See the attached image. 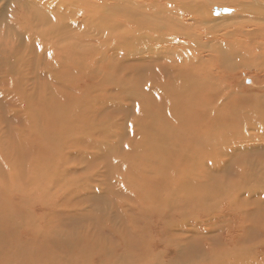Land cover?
I'll list each match as a JSON object with an SVG mask.
<instances>
[{"label":"bare ground","instance_id":"1","mask_svg":"<svg viewBox=\"0 0 264 264\" xmlns=\"http://www.w3.org/2000/svg\"><path fill=\"white\" fill-rule=\"evenodd\" d=\"M96 2L0 0V29L5 28L19 43L14 45L7 40L2 48L6 55L0 52V76L4 72L8 77L12 75L15 78L7 80L5 76L0 79V88L3 87L0 99H7L8 102L9 89L14 88L23 104L19 106L25 107H21V111L35 107L34 115L41 118L39 122L26 121V127L21 128L15 118L17 126L10 129L7 127L5 130L12 132L9 139L0 130V138L7 140L4 146H0V242L10 244L8 252L0 253V264H74L75 259H62L57 252L51 255L50 248L44 252V247H50L54 243L48 234L52 224L48 222L47 216H54L56 213L79 215L78 212L67 210L64 202L53 200L50 194L55 191L52 187L54 184L65 180L64 175L68 170L63 169L66 162L64 155L52 161L48 152L52 148L59 149L56 146L58 144L64 146L69 134L76 130L83 134V131H87L91 136L95 131L101 132L104 138L108 137L116 122L105 118L110 121L111 127L108 128L104 118L97 115L96 118H99L89 126V120L95 117L91 118L92 114L88 113V109L95 107L94 114L105 112L107 105L119 106L116 104L122 101V96L127 102L129 100L134 114L130 116H134V119L128 127H132V132L129 131L131 136L126 138V145L124 142L122 144L125 146H113L116 153L120 154L115 157L117 161L113 159L118 163L116 165L113 162L114 167L124 171L125 175L117 177L110 190L113 189L115 195L128 199L127 203L121 200L118 206L124 224L129 221L140 228L138 233H134L133 228L128 226L131 223L123 225L124 232L129 228L132 230L131 236L135 238L131 242L138 252H135V256L124 255L125 264L145 262L149 253L153 258L148 264H158L159 259H163L165 255L167 261L164 262L171 264L168 249H173L175 257L172 264H176L175 258L183 257L186 251H192L189 248L195 239L196 249L200 247L206 250L210 245V249L206 250L208 255H221L215 260L216 264H223L228 258L234 260L229 261L230 264L242 262L243 259L244 264H264V221L257 224V220L250 221L243 212L237 214L234 208L244 196H239L237 186L230 187V191L225 181L218 182L213 174L217 167L227 168L229 175L237 174V183H242L251 181L250 172L247 174L245 171L252 167L254 171L259 170V178L255 179L253 174V181L261 182L264 179L262 165L243 155L252 146L250 141L254 134L252 132L250 135L249 131L264 135V105L251 101L259 94L264 98V88H259L256 95H249L250 90L241 83L238 86L230 84L232 78L229 75L257 64L264 66V0ZM223 9L229 10V15L224 16L221 13ZM96 21L101 25L94 32L89 25ZM99 28L104 29V32ZM97 37L102 44L103 40L104 43L107 42L103 49L96 47L98 43H92ZM1 45L0 42V47ZM128 45H131L130 49ZM123 48L129 49L127 59L139 65L131 67L142 68L144 73L136 74V77L132 75L130 89L123 85L127 84L126 77L114 78L117 81L111 84V94L107 92L109 97L102 93L95 96L96 84L94 86L91 81L98 79L97 76L103 78L105 85L107 80H111L104 79L105 76H111L115 70L131 68L128 62L123 63L121 60L116 67L112 66ZM5 65L7 69L3 67ZM149 68L157 76L156 80L144 81L145 74L146 77L152 75ZM41 80L50 84L46 98ZM79 83L83 84L84 90L79 89ZM114 86L116 93H113ZM243 95L245 100H242L245 98ZM247 102L249 108L246 107ZM15 114L13 113L14 117ZM245 117L249 120H243ZM79 122V129L75 128ZM128 125L124 121V131L118 127L119 136L127 134ZM71 140L73 144L78 143L71 136L67 143L69 146ZM7 146L12 148L14 155L18 150L19 156L16 155L13 162L19 166H13V163L8 166L13 156L12 152L6 151ZM235 154H242L243 158L240 156L241 160L233 161L232 156ZM7 155L10 157L7 158ZM77 155L85 156L80 151L70 153L69 156ZM238 160L241 168L244 167L241 169L243 175L240 173V176L232 168L233 162L237 163ZM52 164L59 167L54 172L62 173L58 179L54 174L53 177L50 176ZM224 187L228 191H223ZM88 188L89 182L81 186V193H86L83 196L92 195ZM254 192L256 193L255 189ZM221 197L224 199L220 200ZM259 197L258 195V199ZM238 199L241 200L240 203H237ZM241 206L238 205V208ZM220 208H224V212L230 211V217L224 212L220 213L224 218H229L230 222L241 219L236 228L230 222H227V226L211 220L216 218ZM261 213L260 211V215ZM38 222H41V226ZM14 223L20 225L16 228ZM69 224L72 223L67 225ZM159 225L162 232L153 230ZM207 225L213 229L212 232ZM212 233H215V237L204 244L206 237ZM164 234L167 237L162 238ZM47 239L50 243H45ZM154 239L158 240L157 243L166 244L160 252H154L157 247ZM213 241L218 244L217 247ZM243 248L245 249L241 250ZM81 264L92 263L85 261Z\"/></svg>","mask_w":264,"mask_h":264},{"label":"rangeland","instance_id":"2","mask_svg":"<svg viewBox=\"0 0 264 264\" xmlns=\"http://www.w3.org/2000/svg\"><path fill=\"white\" fill-rule=\"evenodd\" d=\"M93 1L94 2L97 1L96 3H100V4L102 2V0H93ZM223 8H227V7H223ZM91 15H95V14L91 13ZM223 15L226 16V14H223ZM227 15H229V14H227ZM100 25H101L100 22L96 21V22L92 23L91 25H89V27L91 26L90 28H92L93 31L95 32V29L97 31L98 30V26H100ZM3 29L2 30L0 29L1 30L0 31L1 32L0 42L2 44L1 47H0L1 48L0 52L3 53V55L5 56L6 53L2 50V48H4V44H5V42H7V40L9 42H11L12 44H14V45H18L19 43L17 42V39L15 37L13 38L12 35L7 33L5 28H3ZM78 29H81V28H78ZM99 29H100L101 32H104V29L103 30H101V28H99ZM11 37L14 40H12ZM92 43H98L96 47L102 48V49L104 48V46L107 45V42L104 43V40H103V44H102V42L98 39V37L95 38ZM99 43H101L102 45L100 46ZM131 45H128L129 49H130ZM123 49L124 50H122L120 52V55H119V56L122 57V59H120L121 57L118 56V60H115L112 63V66L116 67L120 62L125 61V62H128V64H129L128 66H130V67L132 65H134L135 67H138L139 65L137 63H135V61H130V60L127 59V49L128 48H123ZM129 49H128V51H129ZM27 56L29 58V52H27ZM43 64L46 65V63H44V62H43ZM3 67L6 68V69L8 68L7 65H5ZM144 68H148V67H144ZM118 69H120V68H118ZM260 69H262L263 71L260 70ZM243 70L239 69V70H236L233 73L229 74V75H231L230 77L232 78V79H230V82H232L230 84H232V85L236 84V86H238L241 83V85H243L244 87H247V89L250 90V92H249L250 94L248 92H247V94L252 95V96L258 94L260 89L264 88V73H263L264 72V66H262L261 64H257V65H254L250 69L247 68V69H243ZM130 72H131V74H130ZM143 73L144 72L142 71V68L139 69V68H133V67H131L129 69L126 68V69H121V70H115L114 72L111 73V76L109 75V76H105L104 77V79H111V80H107L105 85H104L103 78H100V76H97L98 79H96V80L92 79L93 81H91V83L92 82L94 83V86L96 84L95 92H97V94L95 96H97L98 94L102 93V94H106V97H109V95L111 94V84H115V82L117 81V80L115 81L114 78L119 79V78H122V77H126V83L127 84L123 83V85L127 89H130L131 85H129V83L131 81H133L132 75H134L136 77V74H143ZM145 73H146V71H145ZM150 73L152 74L151 76H147L146 77V74L144 75V81L147 80V79L156 80L157 76L153 73V71L151 69H150ZM249 73H251V74H249ZM250 75H252V76H250ZM253 75H255V76H253ZM5 76L7 77L6 78L7 80H9V79L14 80L15 79L14 76H12V75H9V77H8V74H6L4 72L0 76V79L1 80L4 79ZM253 77H255V78H253ZM234 78H235V80H234ZM248 79H250V80H248ZM243 80H244V82H243ZM40 83L41 84L44 83L43 84L44 85L43 94H44V96L46 98L48 96L49 91H50V89H49L50 88L49 87L50 84H48L47 81H43V80H41ZM79 86H80V88H79L80 90H84L83 89L84 88L83 84L79 83ZM2 88L3 87H1L0 90ZM18 88H21V87L18 86ZM114 88H115V92H113V93H116V86H114ZM90 90H91V88H90ZM17 92L18 91H14V88H12V90L9 89L8 96H7L8 97V102L6 101L7 99H2L1 98L2 101L0 99V116L2 115L0 117V128H1L0 130L1 131L3 130L4 134L6 133L5 134V138H7V139L11 138L10 135L12 136V132H10V130L5 132L7 127L9 129L13 128V127H16L17 125L19 126V128H21L22 126L26 127V121H30V123H34V122H39L40 119H41L40 116L34 115L35 114V107H30L28 109L29 111L27 110V108L25 109V111H23V110L21 111V107H23V108H25V107L24 106H19V105H23V104H21V101L19 100V96L20 95H18L19 93H17ZM107 92L109 93V95H107ZM238 92H240V91H238ZM241 93H243V91ZM241 93H238V94H241ZM134 94L136 95V93H134ZM93 95H92V97H94ZM92 97L90 96V99ZM121 98H122V101H120V103L116 104V105H119V106H114L113 107V106L107 105V107H106L107 109L105 108L106 109L105 112L104 111L102 113L101 112L100 113L97 112L98 114H94V112H95L94 108L95 107L88 109V113L91 112V114H92L91 118L95 117V119L89 120V123H88L89 126H91V124L94 123L93 120H96L99 117L104 118V123L106 124V126L108 128L111 127L110 126V121H107L105 118H109L111 120H114L117 123V125L115 123V126H113L111 128L110 135L108 137L104 138V136H103V134H101V132H96L95 131V133L91 136L90 133L87 132V131H83L84 132V134H83L82 132H79L78 130H76L75 132H72V134L70 133L69 137H71V136L74 137V140H76L78 142L77 144H73V142L71 140L70 141L71 142V146H69L67 144L68 143V139H69V137H68L66 139V141H64V146L58 144L56 146H58L59 149H53L52 148L48 152V153H50V159L52 161L53 160L55 161V159L59 158L61 155H64L66 162H65V164L63 166V169H67L68 170L65 173V175H64V179L65 180L61 181L57 185L54 184L52 187L55 188V191H53V193H52L51 192L52 188H51V190L49 192H51L50 194H51L53 200H57L58 199L59 201L64 202L63 204H65L67 206L66 207L67 210H71L73 212H78L79 215H76V216H72L70 214H59L58 215V213H56L54 216H51V215L47 216L48 222H51V224H52V227L48 230V234L51 236V241L54 242V243H51L50 247H44V252H46L47 248H50L51 255H53V254H55V252H57L58 256L62 257V259H65V260H68V261L70 259H75L74 264H76L77 262L79 264H81V263H83L85 261H88V262H90L92 264H125L126 261L123 259V257H125L124 255L131 254V255L135 256V254L138 253L137 250H134V246H133V244L131 242V240L133 238H135V237L131 236V231L133 230L134 233H138L140 228H138L136 225H133V223H131L129 221H126V223L124 224V220H123L124 218L121 219L122 212L118 208V206H120L119 202H121V200L122 201L125 200L126 203H127L128 199H125L122 195H120V196L119 195H115L114 190L113 189L110 190L111 188H113L112 187L113 181H116L117 177L122 178L125 175L124 171L116 170V167H114L115 165L113 164V162L115 163L117 161L115 157L116 156H120V154L116 153V151H115L116 148H114V147L116 146L118 148L120 144L123 145V146L126 145V142H125L126 138L129 139L130 136H131L130 132H132V127L129 128V129H128V127H130V124H132V120L134 119L133 118L134 116L133 117L130 116V114L131 115H134V114L132 113L131 104H130L129 100L127 102L125 100L124 96H122ZM261 98H262V100H260ZM9 99H11L12 101L9 100ZM245 99H246V97L243 98L242 100H245ZM3 101H4V103H3ZM251 101L252 102L255 101L254 103L260 102V105H264L262 103L264 101L263 95H260V94L255 96V98L253 97L251 99ZM144 102H147V100H145ZM245 104H246V107L249 108L248 102L245 103ZM99 106H97V107L99 108ZM134 107L135 106H133V108ZM111 108H113L114 110L111 109ZM249 112H250V110H249ZM13 113H16L15 114L16 117H14ZM23 115H24V117H23ZM97 115H99L98 118H96ZM125 115L126 116L128 115V116L123 119V117ZM18 116H21L20 117L21 119L18 118ZM121 116H122V118L120 119ZM128 118H129V120H128ZM248 118L250 119L251 116H248ZM248 118L245 117V119H243V120H249ZM14 119L17 121V125H16V121ZM118 119H120V120H118ZM124 121H126V125L129 124L128 126H126V133L127 134H124L123 136H119L118 127L120 129L122 128L123 131H124V127H123ZM18 122H20V123H18ZM21 122L23 124H21ZM81 122H79L77 124L78 126H76L75 128H78L80 126L79 124ZM170 123L173 125V123L171 121H170ZM234 123L237 124V122H234ZM166 124L172 128V126L168 122H166ZM104 129H105V127H104ZM250 130H253V129H250ZM254 130H258V129H254ZM252 132H253V134L255 136L251 135ZM256 133H258V134H256ZM249 134L251 135L250 144H252V146H251V148H249L250 150L246 153V155L245 154H243V155L248 160H253L255 162H258L264 168V161L262 159V158H264V135L260 134L259 132H254V131H249ZM64 136L67 137L65 134H64ZM91 137H92V140H91ZM5 138H2V139L0 138V146L2 144H3L2 146H4V142H7V140H5ZM120 139H123V140L121 141ZM118 141H119V143H118ZM8 143H9V141H8ZM95 143H97V144H95ZM113 143H115V145ZM122 143H124L125 145L122 144ZM60 146H62V148ZM79 148H80V150H79ZM6 149H7L6 150L7 152H9V153L12 152L11 151L12 148L10 149L7 146ZM102 150L104 151V153H103ZM75 151H80V152H82V154H85V156L83 155L85 158L83 156H81V155H77V156H73V157L69 156L70 153H74ZM9 153H7V154L9 155ZM3 154H4V152H3ZM11 154L13 156V159H12V162H10V163L7 161L8 162V166H11L12 163H13V166L15 164H16L15 166H19L16 162H13L16 159V155L19 156L18 150L15 152L16 155H14L13 152ZM8 155H7V158L10 157ZM243 155L242 154L240 155L241 158H243ZM100 156L101 157L104 156V157H102L103 159ZM240 156H238V154L237 155L235 154L234 156H232V160L233 159L241 160ZM261 156H262V158H261ZM258 157H260V158L259 159H255V158H258ZM114 158H115L116 161L113 160ZM88 159H90V160H88ZM92 159L95 160V161H93ZM239 160L237 161V163L233 162L234 160L231 161V162H233V167L232 168H235L236 171L239 173V176H240L241 175L240 173L243 172V171L241 172V169L244 168V167L241 168V163H240ZM82 162H83V164H82ZM84 162H85V164H84ZM90 162H92V163H90ZM116 165H118L117 162H116ZM236 166H238L239 168L238 167L236 168ZM253 169H252V167L246 168L245 173L247 172V174H248L250 172L249 174H251V176H250L251 177V181L242 182L243 185H242L241 181H238V183H237V180H238L237 174H235L236 176L233 175V174L229 175V173L227 172V168L225 169V168L217 167L216 169H214L215 173H213V174H214V178L218 182L222 183V182L225 181L224 183L226 184V186L229 189H230V187L231 188L232 187L236 188V186H237L236 191L238 192L239 196L240 197L244 196L241 199L243 201V203H242L241 200L238 199L237 203H240L239 201H241V203L240 204H236V206L234 208V209H236L237 214H240V213L243 212L244 213L243 215L247 219H249L250 221H254V222L257 220L258 221L257 224H260L262 221H264V198H262V197H264V179L262 178L263 181H261V182L260 181H253V176H252L253 174H254V178L255 179L259 178L258 177L259 176V173H258L259 170L254 171ZM51 170L52 171L50 173V176L53 177V174H54L56 176V179H58V176L62 174L60 171L59 172H54V171H58L59 170V167L56 164H54L51 167ZM252 171H253V173H252ZM242 175H243V173H242ZM108 178H109V181H110L111 184H109ZM50 179H51V177H50ZM234 180H236V181H234ZM87 182H89V188L87 190L88 191L90 190L92 192V195L88 194L87 196H83L86 193H81L82 192L81 186H83L84 183H87ZM258 182H260V183H258ZM249 183H250V186H249ZM246 184H248V185H246ZM252 184H254V185H252ZM245 187H246V189H245ZM228 188H226V190H225V187H224V188H222V190L223 191H228ZM254 189H255L256 193L254 192ZM90 191H89V193H90ZM102 191H103V193H102ZM230 191H232V189H230ZM261 193H263V194L261 195ZM258 195L262 199L260 197L258 199ZM246 196L249 197V198H247L248 200L245 198ZM1 198L2 197L0 196V204L2 205ZM252 198H254V199H252ZM221 199H224V197H221L220 200ZM117 203H119V204H117ZM238 205H240V206L243 205V206L239 207L240 208L239 209ZM68 206H71V208H69ZM258 207H260L262 209H260V208L258 209ZM254 208L258 209L259 212L257 210H255ZM223 210H224V208L223 209L220 208L219 214L216 216V218L211 219V220L215 221V222H219L217 224H220L221 222L225 223L227 226H229V224H231V225H234L235 228H236V226L238 225L237 222H241V219H238L237 222H230L228 220L229 218L226 219V218H224V216L222 214H220L221 212H224ZM260 211L262 212L261 215H260ZM224 214H226V215H228L230 217V211H225ZM133 217H135V215ZM122 220H123V222H122ZM227 222L228 223L230 222V223L228 224ZM247 222H248V220H247ZM38 223L41 226V222H38ZM68 223H72V224L67 225ZM129 223H131V225ZM14 225L17 228L20 225V223L19 224L18 223H14ZM123 225H125V226L128 225L130 228H133V229L131 230L129 228L127 232H124L123 231ZM207 227H208V230H210L211 232L213 231V229H211L208 225H207ZM160 228H161V226L159 225L156 228H154L153 230L162 232L163 229L160 230ZM187 228H190V227H187ZM259 231L263 232L262 230H259ZM68 234H69V237H67ZM71 236H73V237H71ZM123 236H125L127 238H125ZM155 236H156V234H155ZM216 236H217V233H216ZM81 237H82V239H80ZM121 237H123V238H121ZM151 237L153 238V236H151ZM165 237H167L166 234L162 235V238H165ZM209 237H211V238H209ZM214 237H215V233H212L211 235H208L206 237V240H205L204 244L206 242H210L209 239H213ZM63 239H65L66 243H65V241H61ZM73 240H75V241H73ZM83 240H84V242L82 243ZM125 240H126V242H123ZM154 240H156V239H154ZM13 241H15V238L13 239ZM157 241L158 240H156L155 242L157 243ZM46 242L50 243V240L47 239L45 241V243ZM79 242H80L81 245L79 244ZM252 242L251 243L254 244V240ZM251 243H249V244L252 245ZM96 244H97V246H96ZM192 244L193 245L191 246V248H189L190 246L187 247V248H189L192 251L187 253V251L185 250L186 252L184 251L185 253L183 254V257L179 256V257L175 258V263L176 264H203V263L204 264H206V263L207 264H213V263L216 264L217 262L215 260H217L218 258L221 257V255H219V254H217L216 256L215 255H212V256L208 255V251H206V250L210 249V247H211L210 245L206 248V250L203 249V248L201 249L200 247H197V249H196L195 246L197 244V239H195L192 242ZM213 244L216 247L218 246V244H216L214 241H213ZM165 245L166 244L163 245V243H157L156 251H154V252H160L161 250H163ZM211 245H212V243H211ZM9 247H10V244H4V243L0 242V253L8 252V248ZM124 247H125V249H124ZM245 248H243L241 250H244ZM121 249H122V251H121ZM168 250L170 251L169 258L170 259L172 258V260H171V264H172L174 262L175 253L173 252V249H168ZM111 252H113V253H111ZM251 252H252V255H253V250H251ZM122 253H123V255H122ZM108 254H110V256ZM150 254L151 253H149L145 257V259H146L145 262L146 263L145 262H140V264H148L150 262V260L153 258L151 256L152 254L151 255ZM118 255H120V256H118ZM203 256L206 257V258H203ZM196 257L198 259H196ZM209 257L213 258V259H209ZM259 257H261V256H259ZM250 258H251V256H250ZM122 259H123V261H122ZM176 259H178V260H176ZM81 261H83V262H81ZM164 261H167V255H165L163 257V259L160 258L159 261H158V264H167ZM229 261L234 262V260H231L230 258H228V260L225 263H223V262L222 263L223 264H230ZM12 264H14V263L12 262ZM64 264H67V263L64 262ZM235 264H244V259L242 260V262L239 261V262H236Z\"/></svg>","mask_w":264,"mask_h":264},{"label":"water","instance_id":"3","mask_svg":"<svg viewBox=\"0 0 264 264\" xmlns=\"http://www.w3.org/2000/svg\"><path fill=\"white\" fill-rule=\"evenodd\" d=\"M221 13H222V14H228V13H229V10L223 9ZM216 14H217V13H216Z\"/></svg>","mask_w":264,"mask_h":264}]
</instances>
